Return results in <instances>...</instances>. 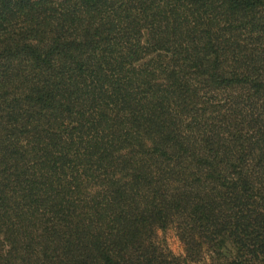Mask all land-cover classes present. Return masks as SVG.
Returning <instances> with one entry per match:
<instances>
[{
    "label": "trees",
    "instance_id": "16d2710c",
    "mask_svg": "<svg viewBox=\"0 0 264 264\" xmlns=\"http://www.w3.org/2000/svg\"><path fill=\"white\" fill-rule=\"evenodd\" d=\"M0 264H264V0H0Z\"/></svg>",
    "mask_w": 264,
    "mask_h": 264
},
{
    "label": "rangeland",
    "instance_id": "374dc122",
    "mask_svg": "<svg viewBox=\"0 0 264 264\" xmlns=\"http://www.w3.org/2000/svg\"><path fill=\"white\" fill-rule=\"evenodd\" d=\"M159 238L163 241V245L174 256L183 254V246L177 238L173 229H167L159 232Z\"/></svg>",
    "mask_w": 264,
    "mask_h": 264
}]
</instances>
